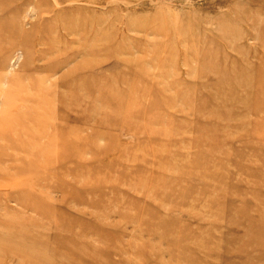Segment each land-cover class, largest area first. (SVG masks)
<instances>
[{"label":"rangeland","instance_id":"rangeland-1","mask_svg":"<svg viewBox=\"0 0 264 264\" xmlns=\"http://www.w3.org/2000/svg\"><path fill=\"white\" fill-rule=\"evenodd\" d=\"M0 264H264V0H0Z\"/></svg>","mask_w":264,"mask_h":264}]
</instances>
